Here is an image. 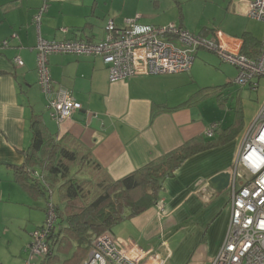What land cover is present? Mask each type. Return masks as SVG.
Masks as SVG:
<instances>
[{
  "label": "crops",
  "instance_id": "obj_1",
  "mask_svg": "<svg viewBox=\"0 0 264 264\" xmlns=\"http://www.w3.org/2000/svg\"><path fill=\"white\" fill-rule=\"evenodd\" d=\"M185 1L192 7L213 8L222 13L220 19L214 14L210 28H202L198 34L211 37L220 31L243 41L242 36L247 33L254 41H243V53L249 57L258 54L264 22L248 15L252 0ZM44 3L46 7L36 21L35 16ZM181 5H185L183 0H0V186L3 180H8L20 186L24 195L39 197L40 193H30L14 173L28 152L31 121L36 116L45 135L88 148L93 160L113 179L177 149L190 138H206L204 131L211 123L216 122L218 127L223 124L209 118L213 106L208 99L222 103L221 98H229L234 108L232 118L240 117L242 124L241 95L245 92L257 95L262 81L259 80L255 90L236 85L233 91L227 87L228 82L211 85L205 70L211 67L208 53L213 52L207 50L195 52L187 71L132 75L115 81L108 79L106 66L99 56L51 53L48 67L53 88L66 89L80 103V108L69 118L57 122L53 117L48 106L49 96L38 85L39 38L96 42L104 37V27L110 19L121 27L125 19L138 16L141 24L160 26L158 23L176 18L173 13L165 14ZM178 25L188 31L198 28V25L190 27L182 13ZM197 94L204 96L199 98ZM218 95L221 96L218 98ZM235 137L190 156L164 181L159 194L164 201L162 216L154 206L149 207L116 224L112 234L119 240L131 238L143 248L162 254L169 252L166 264H208L222 243L230 204L228 187L217 192L207 182L211 176L229 170L241 143V140L234 142ZM48 189L46 195L54 202L53 188ZM37 208L33 204L32 209ZM162 239L165 246L160 243ZM0 264L7 263L0 258Z\"/></svg>",
  "mask_w": 264,
  "mask_h": 264
},
{
  "label": "built area",
  "instance_id": "obj_2",
  "mask_svg": "<svg viewBox=\"0 0 264 264\" xmlns=\"http://www.w3.org/2000/svg\"><path fill=\"white\" fill-rule=\"evenodd\" d=\"M46 4L40 8L35 20ZM248 15L264 22V0H252ZM135 18L125 19L118 27L110 19L104 37L96 42L79 40L37 41L36 69L38 85L48 98L53 117L61 122L80 108L66 89H54L48 67L51 53H75L99 56L106 66L108 79L115 81L132 75L171 74L189 70L195 52L207 50L236 68L232 80L239 87L257 89L264 79V37L255 57L242 52L243 41L216 31L211 37L194 34L175 23L164 26L141 24ZM22 64L21 60H16ZM216 123L204 131L214 135ZM214 132V133H213ZM228 172L230 217L222 243L208 264H264V101L244 129L237 156ZM208 187V184H206ZM205 192V190L203 191ZM46 204L45 218L32 233L31 255L43 257L49 252L47 237L54 229L55 207ZM156 212L162 216L164 201L159 200ZM160 243L165 246L164 239ZM169 252L159 253L143 248L135 240H119L112 233L101 234L81 264H166ZM23 264H36L26 260Z\"/></svg>",
  "mask_w": 264,
  "mask_h": 264
},
{
  "label": "trees",
  "instance_id": "obj_3",
  "mask_svg": "<svg viewBox=\"0 0 264 264\" xmlns=\"http://www.w3.org/2000/svg\"><path fill=\"white\" fill-rule=\"evenodd\" d=\"M242 38L245 42L254 41L247 33ZM240 126L238 117L220 133L218 128L214 130L216 141L213 143L209 137L190 138L177 149L113 179L93 160L88 148L45 135L40 120L33 117L31 144L24 162L16 166L14 173L24 181L30 193H40L47 203L48 188H56L63 205L61 208L58 203L53 204L54 229L47 237L49 252L41 257L40 264H81L101 234L112 233L116 224L155 207L162 200L159 194L164 181L172 177L187 158L230 141Z\"/></svg>",
  "mask_w": 264,
  "mask_h": 264
},
{
  "label": "rangeland",
  "instance_id": "obj_4",
  "mask_svg": "<svg viewBox=\"0 0 264 264\" xmlns=\"http://www.w3.org/2000/svg\"><path fill=\"white\" fill-rule=\"evenodd\" d=\"M185 5H181L180 7H176L175 10L169 11L165 15H173L176 18L169 20L168 22H160L158 23L160 26H164L168 23H179V14L185 16V20L190 27H194L198 25V28L190 29V31L198 34L202 28L204 30L210 28L211 19L214 14L220 19L221 12H217L213 8L203 9L192 7L191 5H187L186 1L183 0ZM190 3V2H189ZM188 3V4H189ZM218 19V20H219ZM140 21V19H139ZM200 52L202 50H199ZM198 51V52H199ZM209 54V63L211 67H207L205 70V75L207 81L211 85L224 84L228 82V88L233 90L236 88V85L232 83V80L235 76V68L232 65L227 63L220 62L218 58L213 53ZM262 81V87L258 88V94L255 92L246 95L247 93L241 95V106L244 114L243 122L239 128V132H237L234 138V142H240L242 135L244 133L245 127L248 125L258 111L259 107L262 105L264 101V96L262 95L264 92V79H260ZM226 94V92H225ZM222 95H224L222 93ZM223 97H226L224 95ZM235 99V94H233ZM223 99L222 103H219L218 99H208V102H211L213 106V112L209 115V118L214 121H218L223 123L219 124L218 133L221 132V129L226 125H230L234 120L232 118L234 114V108L231 106L233 103L230 102L229 98ZM217 124V123H216ZM218 125V124H217ZM239 127V126H238ZM225 129V128H224ZM214 133V132H213ZM234 135V136H235ZM209 140H212V143L216 141V136L209 137ZM53 191V203H58L62 208V204L58 201L56 188L52 189ZM2 192V198H0V258L1 261H4L7 264H23L26 260H29L31 263L40 264L41 257L37 255H31V250L29 248V243L32 240V233L37 228V226L41 225L45 218V210L46 200L42 197L34 199L32 196L24 195L23 190L20 186L15 185L14 183L3 180L2 185L0 186V193ZM208 194L210 192L208 191ZM226 194L228 195V190H226ZM26 196V197H25ZM33 204L39 206L38 210H33ZM115 226L112 227V231H115ZM58 228V227H57ZM164 235V234H163ZM164 237L168 240V237L165 233ZM23 262V263H22Z\"/></svg>",
  "mask_w": 264,
  "mask_h": 264
},
{
  "label": "water",
  "instance_id": "obj_5",
  "mask_svg": "<svg viewBox=\"0 0 264 264\" xmlns=\"http://www.w3.org/2000/svg\"><path fill=\"white\" fill-rule=\"evenodd\" d=\"M230 180V173L228 171H222L211 176L207 183L214 189V191L221 192L229 186Z\"/></svg>",
  "mask_w": 264,
  "mask_h": 264
}]
</instances>
